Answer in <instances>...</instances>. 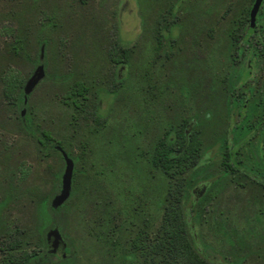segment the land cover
Wrapping results in <instances>:
<instances>
[{
    "label": "rangeland",
    "instance_id": "1",
    "mask_svg": "<svg viewBox=\"0 0 264 264\" xmlns=\"http://www.w3.org/2000/svg\"><path fill=\"white\" fill-rule=\"evenodd\" d=\"M252 2L0 0V259L20 240V250L45 257L58 251L75 264H121L107 238L126 239L129 218L151 220L154 230L167 179L150 158L164 131L186 118L204 140L183 199L196 246L218 264H264V184L253 177L264 175L260 137L238 156L250 175L228 170L223 155L227 124L237 137L242 123L232 115L241 103L227 104L228 82L257 38L249 35L239 53L231 36L245 29L237 24ZM258 18L264 39V4ZM116 41L132 49L121 65L109 56ZM254 54L250 101L262 93L264 45ZM78 81L87 98L75 110L66 95ZM137 195L146 205L134 217Z\"/></svg>",
    "mask_w": 264,
    "mask_h": 264
},
{
    "label": "trees",
    "instance_id": "2",
    "mask_svg": "<svg viewBox=\"0 0 264 264\" xmlns=\"http://www.w3.org/2000/svg\"><path fill=\"white\" fill-rule=\"evenodd\" d=\"M174 6L170 5L169 13ZM157 23L160 24V21ZM171 25L173 22L170 27ZM163 28L167 30L169 26L165 25ZM157 29L159 31L154 50L155 54L159 55L162 47V27L159 25ZM23 46V41L14 42L12 50L19 53ZM131 53L129 46L118 41L109 49L111 60L119 65L126 63ZM85 92L86 87L82 83H74L67 90L66 102L75 110H80L87 98ZM95 120L98 125H102L103 119L99 115ZM188 122L184 118L178 126L166 129L153 148L150 161L167 179L166 195L161 201L162 216L155 224L154 230L151 220H143V225L140 226L136 219L129 218L127 226L130 231L126 239L122 241L118 235L106 237L109 243L111 241V255L121 264H218L196 246L189 226V216L186 215L183 205L184 197L191 191L187 175L199 166L204 152V140L200 130L196 127L190 128ZM42 132L48 142L52 138L50 132ZM261 160L264 161L263 158ZM236 165L244 167L241 162ZM254 174L253 177L257 175ZM139 201L140 195L132 200L130 214L134 217L143 212L146 205L143 202L141 209ZM21 246V241L15 240L2 248L8 253L0 259V264H75L72 256L62 257L58 251L45 257L44 253L37 249L20 250Z\"/></svg>",
    "mask_w": 264,
    "mask_h": 264
},
{
    "label": "flooded vegetation",
    "instance_id": "3",
    "mask_svg": "<svg viewBox=\"0 0 264 264\" xmlns=\"http://www.w3.org/2000/svg\"><path fill=\"white\" fill-rule=\"evenodd\" d=\"M255 0H253L252 5L250 6L246 19L243 18V20L239 21L237 25L242 26L241 29H244L241 34H236L234 31L232 33V40L237 43L236 49L240 53L243 49L246 50L247 54V61L244 65L243 72L242 73H236L234 76L231 84L229 85L228 82V98H227V104L235 109L236 106L240 105L241 108L237 111V113L232 112V115L234 118L238 117L242 123H238V129L236 132L237 137L234 135V129L230 128L229 124H227L226 128V137L224 139L225 141V147H224V158H225V165L226 168L229 169H236L242 171L245 169L250 173V170L241 167L239 165H236V163H240V160L238 156L240 153L244 152L242 151V148H244V142L247 143L251 140L254 136H259L258 144L256 145V152L260 158L264 159V82H263V88L261 89V94H258V97L256 96V99L254 101H250L252 97L250 96L252 88L256 90L258 79L254 77L253 74V58L251 56H254V50L258 48V45L261 46L264 45V39L260 36V30L262 29V25L260 23L259 13L262 9V6L264 4V0L262 1V4L256 14V20L254 25L251 22V8L254 4ZM244 27V28H243ZM252 32V33H251ZM255 33L257 35V38L255 40L247 39L249 35H252ZM247 46L244 48L241 43L242 41H247ZM252 46V47H251ZM243 47V49H242ZM260 51V47L258 49V52ZM258 54V53H257ZM256 54V55H257ZM247 70V71H246ZM230 88V89H229ZM255 92V91H254ZM250 102H252V105H249ZM238 103V104H237ZM257 110V117L256 115ZM254 114V115H252ZM252 115V116H251ZM240 120H237L239 122ZM260 125V126H259ZM261 125L263 127H261ZM236 127V125H235ZM262 135H261V134ZM230 135H232V139H230ZM264 162V161H263ZM243 172V171H242ZM257 175L254 177L257 182H260L264 184V175H261L259 172L256 173Z\"/></svg>",
    "mask_w": 264,
    "mask_h": 264
},
{
    "label": "water",
    "instance_id": "4",
    "mask_svg": "<svg viewBox=\"0 0 264 264\" xmlns=\"http://www.w3.org/2000/svg\"><path fill=\"white\" fill-rule=\"evenodd\" d=\"M262 1L263 0H255L252 8H251V12H250V15H251V22L252 24L254 25L255 23V20H256V14L262 4ZM38 77L37 75H35L28 83V88H31L35 83L36 81L38 80ZM70 174H71V164L68 163V166H67V173H66V176H67V179L70 178Z\"/></svg>",
    "mask_w": 264,
    "mask_h": 264
}]
</instances>
